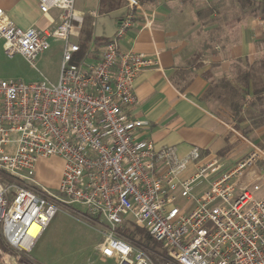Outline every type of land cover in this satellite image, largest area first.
Segmentation results:
<instances>
[{
	"label": "built area",
	"instance_id": "obj_1",
	"mask_svg": "<svg viewBox=\"0 0 264 264\" xmlns=\"http://www.w3.org/2000/svg\"><path fill=\"white\" fill-rule=\"evenodd\" d=\"M126 1L129 12L100 57L77 64L72 59L81 48L70 37L82 18L75 0H40L43 13L62 11L60 24L43 31L17 26L0 7L9 56L21 54L35 66L49 37L66 43L58 82L0 80V237L7 248L29 252L61 204H80L102 228L100 258L114 264H157L121 235L128 221L163 245L170 259L160 264H264V196L256 194L264 175L251 187L237 183L264 164V148L246 139L250 154L224 171L218 158L204 161L200 148L180 156L175 146L136 139L144 121L130 116L134 81L159 65V55L120 48L118 39L137 19L148 30L155 21L141 0ZM51 156L65 161L57 192L35 179L38 158ZM192 164L195 171L185 176ZM34 223L41 227L36 237L29 234ZM3 258L0 264H9Z\"/></svg>",
	"mask_w": 264,
	"mask_h": 264
},
{
	"label": "crops",
	"instance_id": "obj_2",
	"mask_svg": "<svg viewBox=\"0 0 264 264\" xmlns=\"http://www.w3.org/2000/svg\"><path fill=\"white\" fill-rule=\"evenodd\" d=\"M141 1L147 11L155 13L152 30L141 28L137 19L118 39L122 50L159 55V65L140 71L134 81L137 102L130 116L144 121L135 132L136 139L151 140L157 148L175 146L180 156L197 147L205 154L204 161L215 157L223 163L224 171L234 168L252 150L242 137H264V124L256 117L259 110L245 103L236 117L232 104L245 94L243 75L251 67L255 71L260 68L257 75L264 72V0H254L253 6L247 0ZM0 7L24 29L43 31L61 22V9L52 7L43 13L40 0H0ZM75 10L82 20L75 22L70 38L81 46L78 62L97 60L128 14V3L75 0ZM49 43L37 59L52 50L61 70L65 40L51 36ZM249 84L246 98L251 100L255 85ZM231 87L238 93H231ZM195 169L190 165L184 175ZM260 171L264 172L262 162L238 180V188L251 187ZM263 187L256 193L258 197L264 196Z\"/></svg>",
	"mask_w": 264,
	"mask_h": 264
},
{
	"label": "rangeland",
	"instance_id": "obj_3",
	"mask_svg": "<svg viewBox=\"0 0 264 264\" xmlns=\"http://www.w3.org/2000/svg\"><path fill=\"white\" fill-rule=\"evenodd\" d=\"M59 66L58 56L52 50L40 60L37 59L34 66L21 54L9 56L5 51L4 41L0 40V80L35 83L47 79L56 83L61 71ZM217 99L221 105V100ZM245 101L249 104L250 99L245 97ZM216 104L217 101L214 100V105ZM242 138L264 148L263 136ZM64 165L65 161L60 156L39 157L35 167L37 183L57 192L62 181ZM261 175H264V172L258 174V177ZM84 213L85 208L80 204H61L29 252L7 248L5 240L0 237V249L5 261L9 264H114L112 259L100 258L95 246L102 241V228ZM135 227L136 224L132 221L125 225V228ZM1 256L0 259H4ZM17 256L21 258L16 261Z\"/></svg>",
	"mask_w": 264,
	"mask_h": 264
},
{
	"label": "trees",
	"instance_id": "obj_4",
	"mask_svg": "<svg viewBox=\"0 0 264 264\" xmlns=\"http://www.w3.org/2000/svg\"><path fill=\"white\" fill-rule=\"evenodd\" d=\"M246 2L247 4L249 3L252 6L254 4V0H247ZM81 50L82 49H80L78 53L79 55H77V53L74 55L72 59L73 63H76V64L79 63L78 61L81 56V52H82ZM262 68L264 70V63L262 64ZM259 69L260 68L256 69L255 71L254 67H251V69L246 74L243 75V79L245 80V89H243V91L245 92V94H243L242 96L239 95L238 101L234 100L232 104H235L234 105L235 112H236L235 116L239 117L240 114L242 113L243 105L247 103L245 101V97L249 93L248 92L249 85H250L249 83L250 81H252L255 87L253 86V89H252L253 98L249 101V106L259 110V113L256 115V117L257 119H259L258 120L259 123L264 124V81H263L264 72L261 74L259 73V75H257L259 72ZM257 84H259V87H257ZM230 91H233L231 93H234L235 91L238 93V90H234L233 87L230 88ZM120 233L121 235L126 237L129 241H131L133 244H135L136 246L145 249L152 256V258L157 262V264H160V262H163V261L166 262L170 259L163 245L159 243L158 241H156L150 235V233L142 226L136 224L135 228L133 229L124 228L120 230Z\"/></svg>",
	"mask_w": 264,
	"mask_h": 264
},
{
	"label": "bare ground",
	"instance_id": "obj_5",
	"mask_svg": "<svg viewBox=\"0 0 264 264\" xmlns=\"http://www.w3.org/2000/svg\"><path fill=\"white\" fill-rule=\"evenodd\" d=\"M40 229H41L40 225L34 223L29 230V234L32 235L33 237H36L40 232ZM24 243L26 245L27 242L25 241Z\"/></svg>",
	"mask_w": 264,
	"mask_h": 264
}]
</instances>
